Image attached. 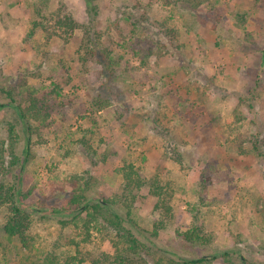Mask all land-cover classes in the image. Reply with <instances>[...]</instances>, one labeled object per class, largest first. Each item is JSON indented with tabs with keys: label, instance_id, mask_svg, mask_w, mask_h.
I'll use <instances>...</instances> for the list:
<instances>
[{
	"label": "rangeland",
	"instance_id": "obj_1",
	"mask_svg": "<svg viewBox=\"0 0 264 264\" xmlns=\"http://www.w3.org/2000/svg\"><path fill=\"white\" fill-rule=\"evenodd\" d=\"M179 1L96 0L88 23L85 0H46L44 14L62 4L78 27L68 42L44 45L40 31L28 38L38 20L35 5L43 3L0 0V104L9 92L25 108L34 99L43 116L29 118L35 133L21 194L29 206L63 205L75 182L90 176L87 201L113 199L121 193L119 170L129 163L148 179L165 176L176 186L164 230L138 235L144 264L223 251L229 255L209 264H264V147L256 154L244 140L264 139V0ZM148 50L156 53L145 60ZM16 120L11 110L0 111V133ZM16 129L19 156L24 145ZM83 144L94 150L93 160ZM14 174L0 180L11 184ZM147 195L137 193L131 212L150 232L156 214ZM191 207L200 212L205 246L178 235L191 223ZM43 221L42 236H56L57 220ZM90 234L82 249L113 252ZM83 236L75 234V242ZM68 250L74 255V246ZM7 258L17 264L16 249Z\"/></svg>",
	"mask_w": 264,
	"mask_h": 264
},
{
	"label": "trees",
	"instance_id": "obj_2",
	"mask_svg": "<svg viewBox=\"0 0 264 264\" xmlns=\"http://www.w3.org/2000/svg\"><path fill=\"white\" fill-rule=\"evenodd\" d=\"M39 1L43 3V7L35 5L34 12L38 16V20L31 22L28 38L32 37L35 31H40L44 35V45L54 38L68 42L78 26L66 11V7L61 4L54 12L46 15L43 11L46 0ZM85 2L86 13L89 17L88 23H93L97 15L96 0H85ZM177 2L180 1L177 0ZM89 30L90 28L85 32L86 37L90 34ZM166 33L169 34L171 31L167 30ZM154 53L156 51L148 50L144 59H149ZM90 54L97 58L94 52H90ZM100 62L102 61L100 60ZM101 66L104 68L102 64ZM5 93L8 102L0 104V111L11 110L15 113L17 120L16 124H6L5 135L0 133V177L13 171H16L17 174L13 175L14 181L11 184H5L0 180V264H9L7 257L11 253V248L16 249L17 264H81L84 262L89 264H144V260L140 256L147 249L140 242L138 235L144 237L149 234L152 237H157L158 232L164 230L172 219L171 201L176 193L174 183L166 180L165 176H153L148 179L135 171L132 164L127 163L119 170L121 193L113 199L101 198L89 203L85 197V186L88 185L90 177L87 176L86 179L82 177L80 181L75 182L78 185L74 186L75 189L63 205L55 207L27 205L26 197L21 194V186L24 169L30 155L31 136L35 133L29 118L33 114L37 119L43 121V116H40L42 112L34 99L31 100L29 107L25 108L18 105L9 92ZM100 106H102L101 102ZM92 123L96 124L95 121ZM18 125L22 128L21 137L24 149L19 156H16L14 149L20 139L16 129ZM244 140L251 143L252 152L256 154H259L261 148L264 147V139L261 142L257 138L253 140L244 138ZM7 142L8 146L5 149L3 146L7 145ZM83 147L86 157L93 160L94 150L87 144H83ZM4 155L8 158L6 162ZM104 160L105 157H102L101 161ZM142 189H147V196L152 203L151 212L156 214L150 232L140 228L131 212L137 193ZM119 203L126 208L123 213H120L117 208ZM188 213L191 223L184 232H180L178 235L186 243L198 246L207 245L209 239L204 231L200 212L197 207H191ZM83 214L84 220L78 223ZM37 215L41 217L39 220L34 218ZM51 217L57 220L55 224L56 236L52 234L42 236L47 231L43 219ZM69 226L74 227V235L68 232ZM90 229L94 230L104 241L111 243L114 249L111 254L97 250L89 252L79 246L80 243L89 241ZM75 234H77V238L84 235L82 242H75ZM60 240H63L64 244ZM13 241L17 243V246L11 244ZM72 246H74V255H71L68 250ZM228 255V251H223L218 255L201 256L194 259L180 258L179 261L168 259L165 263L160 260L157 264H209L210 261L216 260L218 257ZM240 260L242 261V259Z\"/></svg>",
	"mask_w": 264,
	"mask_h": 264
}]
</instances>
